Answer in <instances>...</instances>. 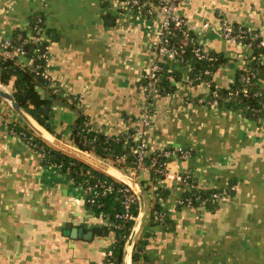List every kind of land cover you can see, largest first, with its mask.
Returning <instances> with one entry per match:
<instances>
[{"label":"crops","instance_id":"1","mask_svg":"<svg viewBox=\"0 0 264 264\" xmlns=\"http://www.w3.org/2000/svg\"><path fill=\"white\" fill-rule=\"evenodd\" d=\"M178 9L189 25H208L199 41L227 60L212 77L215 88L243 82L255 61L264 65V54L255 55L250 44L222 36L224 25L234 33L264 34V0H185ZM36 17L44 21L48 42L44 71L66 96L80 97L77 108L56 103L49 109L61 139L45 130L48 135L73 146L80 117L96 133L126 134L133 127L128 119L141 115L140 83L157 59L160 17L128 15L119 0H0V46ZM20 61L32 65L28 57ZM13 83L0 89L12 94ZM210 84L193 85L184 76L175 93L154 99L148 152L183 148L191 155L170 161L161 181L170 190L160 201L164 224L149 226L159 184L150 173L138 176L149 188L137 240L143 230L150 235L131 264H264V106L254 116L225 103L202 105L198 100L209 96ZM256 85L264 92V74ZM37 91L44 99L49 87L39 84ZM21 120L0 97V264H107L118 238L114 221L88 207L80 186L58 167L43 165L42 156L10 130L9 123ZM184 175L227 197L212 207L180 206Z\"/></svg>","mask_w":264,"mask_h":264},{"label":"trees","instance_id":"2","mask_svg":"<svg viewBox=\"0 0 264 264\" xmlns=\"http://www.w3.org/2000/svg\"><path fill=\"white\" fill-rule=\"evenodd\" d=\"M43 28V19L41 17H36L30 22V25L26 30L17 32L10 41L15 47H17L22 42L30 40L32 37L39 36V34L42 35ZM235 34L238 36L240 35V32ZM253 36L255 38H253ZM163 41L168 47L175 48L179 51L183 60L178 64V67L172 66L167 62H159L162 70L159 73L160 81L156 82L158 88L157 95L175 93L176 83L180 82L185 76L193 85L211 83V93L209 96H211L213 91H218L220 95V98L217 99L215 103H225V105L228 106L239 107L247 110L254 116H258L263 111L264 92L257 87L256 82L258 77L264 74V65L258 61L253 62L244 72L243 82L232 86L228 90H219L213 86L212 77L220 66L227 61L223 55L207 50L208 55L212 60L197 56L196 50L200 49V53L202 54V49L196 46V34L189 31L188 37H186L185 33L175 27L169 29V32L164 37ZM260 41L261 39L258 37V34L251 35L249 32H246L243 38L238 40V43L250 44L255 55L258 56L264 54V47L259 45ZM47 48L48 42H45V40H43V43L41 44L30 42L24 45L26 56L32 60V65L30 66L23 65L20 59H3L0 56V84L7 86L11 80H14L12 95L15 101L25 112L37 121L40 126L58 139H61V136L56 134L51 128L50 111L45 113L44 109L45 107H49L51 110L56 103H63L72 108H77L78 103L80 102V97L66 96L62 91L55 94L49 89L48 96L44 99L41 98L37 91V86L39 84H44L49 87V82L45 80L43 76L45 72V62L48 56ZM206 71H209L210 74L205 75ZM249 71L254 73V78L250 81V84L247 83L246 80V75ZM146 74L143 76L140 83L141 87L147 84V80L145 79ZM170 78H172V80ZM236 91L240 92L239 98L231 99L229 94L235 93ZM244 91L247 93L245 94ZM157 95H155V97ZM137 119L138 118H133L135 121ZM135 127L136 124L129 129V134L122 133L111 136L94 132L86 125L83 118L80 117L73 128L72 144L82 151L95 153V155L103 160H111L114 162L116 168L128 172L129 169L136 167V160L131 151L136 145V140L134 141L132 138L128 137V135L135 133V139L138 138V133ZM9 128L25 141V143L35 152L42 156L43 165L54 167L60 166L61 173H66L67 177L73 181L76 186H81L84 182L94 184L97 181L103 180L110 182L114 186V190L109 191V193L99 199L96 205L90 208L98 215H107L114 221L118 238L116 243L111 246L110 250L114 253L116 264H124L125 245L135 225V221L125 223V228H116L118 224H121V221L116 218V215L123 211V198L117 191L121 185L104 172L96 170L83 163L80 159L51 146L38 136L25 121L21 120V123H9ZM154 159V152L150 153L147 151V155L144 159L145 164L150 165ZM164 162V158H161L158 160V165L162 166ZM150 176L155 184H159L155 190L157 196L156 202L154 203L150 214L151 221L149 226L152 228L167 222L160 201L169 196L170 190L160 185L163 179L161 173L152 171L150 172ZM194 182V179L191 180L190 178L186 181L187 191L183 194L181 200L183 199L185 200V203H189L188 199H191L192 202L190 205L215 206V203L218 202H213L210 196L217 191L203 190L198 187L196 182L194 184ZM139 184L144 191L148 190L149 187L146 186L145 181L139 180ZM132 215L135 216V218L139 216L138 203L132 208ZM149 235L150 234L146 232L144 233L143 230L141 236L136 241L132 254L133 263L140 260L142 256L141 253Z\"/></svg>","mask_w":264,"mask_h":264},{"label":"built area","instance_id":"3","mask_svg":"<svg viewBox=\"0 0 264 264\" xmlns=\"http://www.w3.org/2000/svg\"><path fill=\"white\" fill-rule=\"evenodd\" d=\"M102 3H107L109 0H101ZM185 0H123L121 1L125 13L128 15H134L139 14L144 16L147 19H156L160 17L159 20V27H158V45L156 47L157 51V59L152 64L150 70L147 72L145 79L147 80V84L143 85L141 89L144 92L145 101L141 108V115L140 117L135 121L133 118L128 119L132 124H136V131L138 133V138H136V134L128 135V137L132 138L134 141L136 140V145L134 148H132V155L134 159L136 160V167L131 168L128 170V172H125L124 170H121L128 174L130 177H132L135 181L139 182L138 176L142 172L150 173L152 171H155L156 173H161L163 176L162 182L167 178L168 171L167 166L170 161L180 158H186L191 155L190 150H186L183 148L178 149H167L163 151H154L155 159L152 161L150 165L145 164V156L147 155V149H148V131L153 125V103L155 95L158 93V88L156 86V82L160 81L159 73L162 70V67L159 65V62H167L172 66H179L178 64L182 62L181 53L177 51L175 48H170L168 45L164 43V37L169 32V29L171 27L178 28L180 31L185 33L186 37H188V32L191 31L196 34L197 42L196 46L202 49V54L200 53V49L196 50V55L200 56L202 58L210 59L207 50L205 49L204 45L199 41V32L202 29L207 30L208 25H204L203 28L200 30L198 27H193L189 25L187 19L180 13L178 6L180 2H183ZM245 32H240V35L236 36V34L230 30L226 25L223 26V34L222 36L225 39L238 42L239 39H242L245 35ZM260 37L261 41L259 43L260 46L264 47V34L258 35ZM253 38H255L253 36ZM34 42L41 44L43 43L42 35L39 34V36L32 37L30 40L22 42L20 45L15 47L10 39H6L3 41V43L0 46V56L3 59H21L26 56V52L24 50V45ZM210 72L206 71L205 75H209ZM44 79L49 82V89L53 93H60V88L56 83L51 81L49 75L44 72L43 74ZM247 83L250 84V81L254 78V73L252 71H249L246 75ZM172 80V78H170ZM239 93L236 91L235 93L229 94V97L232 98H239ZM246 94L247 92L244 91ZM65 96V95H64ZM220 98V95L218 91H213L211 96H207L205 98H201L198 100L200 104L204 105H211L215 103L217 99ZM126 134H129L127 132ZM76 148V147H75ZM164 158L165 162L163 165H158V160ZM107 162H111V164H114L113 161L107 160ZM50 167V166H49ZM61 169L60 166H55ZM106 175L112 177L117 181L121 186L118 188V193L122 195V207L123 211L122 213H119L116 215V218L121 221V224H118L116 226L117 229L125 228V223L129 221H135V216L132 215V208L139 203V197L136 188L133 186L132 183H130L127 180H124L123 178H118L115 176H112L108 174L107 172H104ZM66 174V173H65ZM67 176V174H66ZM189 179V176H182L181 181L186 183V181ZM84 193L86 198V204L88 207H93L96 205V203L99 201L101 197H104L109 191L114 190V186L108 182V181H97L94 184L88 183H82L80 186ZM193 187V186H192ZM195 188V186H194ZM227 196L222 192H215L212 193L210 198L213 202L221 201L225 199ZM189 203H185V200H179V205H190L192 202L191 199H188ZM162 221V220H161ZM106 262L107 264H116L114 253L112 250H109L106 253Z\"/></svg>","mask_w":264,"mask_h":264},{"label":"water","instance_id":"4","mask_svg":"<svg viewBox=\"0 0 264 264\" xmlns=\"http://www.w3.org/2000/svg\"><path fill=\"white\" fill-rule=\"evenodd\" d=\"M0 97L3 99H6L10 103L13 110L19 115V117L23 121H25L30 126V128L33 129L38 134V136H40L43 140H45L50 145L54 146L55 148L65 152L69 155H72V156H74L80 160L86 159L90 163L96 165L99 169L105 170L106 172H108V174L115 176V177H118V178H123L124 180H127L133 184V186L136 188L137 193H138V197H139V201H140V205H141V215L138 218V220H136V223L132 229V232L128 238V241H127V244L125 247L124 264H131L133 250H134V247L136 244L137 237H138L140 230L142 228V224H143L145 213H146V200H145V197L143 194V189L141 188L139 182L135 181L132 177H130L128 174L121 171L120 169L113 167L110 164L105 163L104 161L94 159V158L88 156L82 150L75 148L72 145L66 144V143L48 135V133L45 131V129L42 126H40L37 123V121H35L27 112H25L19 106V104L15 101L12 94L0 89ZM44 110H45V113H48L49 107H45Z\"/></svg>","mask_w":264,"mask_h":264},{"label":"rangeland","instance_id":"5","mask_svg":"<svg viewBox=\"0 0 264 264\" xmlns=\"http://www.w3.org/2000/svg\"><path fill=\"white\" fill-rule=\"evenodd\" d=\"M52 146V145H51ZM54 147V146H53ZM57 149V148H56Z\"/></svg>","mask_w":264,"mask_h":264}]
</instances>
